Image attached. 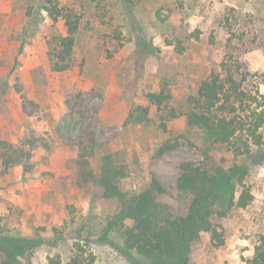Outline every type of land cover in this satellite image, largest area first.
Masks as SVG:
<instances>
[{"label":"rangeland","instance_id":"374dc122","mask_svg":"<svg viewBox=\"0 0 264 264\" xmlns=\"http://www.w3.org/2000/svg\"><path fill=\"white\" fill-rule=\"evenodd\" d=\"M54 1L79 21L71 67L59 73L50 70L46 42L65 34L63 20L48 17L44 0H0V139L36 140L31 175L22 179L15 165L0 178V224L42 237L21 264H65L75 253L93 264H134L110 228L118 200L91 183L77 186V148L62 134L90 133L99 146L91 159L96 175L109 154L128 173L122 191L141 192L154 176L165 190L157 201L185 215L190 199L179 194L177 179L182 165L204 163L205 149L182 115L186 98L221 62L245 91L264 95V0ZM147 93H163L166 105L158 109ZM135 106L148 110V123L124 124ZM167 144L172 148L160 153ZM209 153L223 167L247 166L253 200L215 219L223 243L201 233L191 261L246 264L264 236V146L247 156L224 147Z\"/></svg>","mask_w":264,"mask_h":264},{"label":"trees","instance_id":"16d2710c","mask_svg":"<svg viewBox=\"0 0 264 264\" xmlns=\"http://www.w3.org/2000/svg\"><path fill=\"white\" fill-rule=\"evenodd\" d=\"M42 9L53 22L58 19L64 22L65 34L55 35L46 44L50 70L65 72L71 67L79 21L54 0H44ZM145 98L158 109L167 102L163 93H147ZM185 106L182 115L186 124L201 132L205 149L204 163L181 167L176 186L181 196L190 199L187 213L181 216H174L167 205L157 201L156 194L165 190L154 176L145 190L124 192L119 185L128 173L125 167L113 164L109 154L101 155L99 174L94 173L91 159L99 154V146L90 133L82 130L72 137L73 133L67 130L62 134L77 148L74 160L77 186L91 183L103 190L105 198L118 200L120 208L109 222L110 228L120 249L134 264H193L191 246L200 234H209L212 241L221 245V233L214 220L225 218L234 207H247L253 200L245 185L249 173L247 166L236 163L223 167L213 162L209 152L215 147H224L238 157L249 155L252 147L264 146V95L245 91L231 68L221 62L199 83L196 94L186 98ZM170 113L171 117L176 116L172 109ZM146 123L148 110L140 106L132 108L124 120V124ZM35 143V139H30L15 145L0 139V178L15 165L21 166L22 179L31 175ZM171 148L167 144L159 151L164 153ZM42 244L39 235L28 237L12 233L0 224V264L28 262ZM49 264L61 262L49 258ZM65 264H93V259L85 261L83 255L75 253ZM246 264H264L263 235L258 237Z\"/></svg>","mask_w":264,"mask_h":264}]
</instances>
